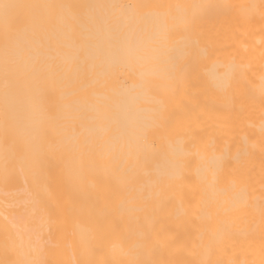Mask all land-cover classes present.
<instances>
[{"label": "bare ground", "instance_id": "bare-ground-1", "mask_svg": "<svg viewBox=\"0 0 264 264\" xmlns=\"http://www.w3.org/2000/svg\"><path fill=\"white\" fill-rule=\"evenodd\" d=\"M0 264H264V0H0Z\"/></svg>", "mask_w": 264, "mask_h": 264}]
</instances>
